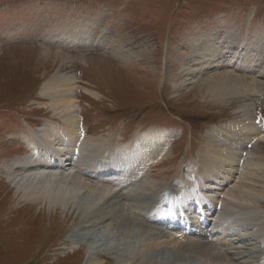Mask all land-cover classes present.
Returning <instances> with one entry per match:
<instances>
[{"label":"rangeland","instance_id":"1","mask_svg":"<svg viewBox=\"0 0 264 264\" xmlns=\"http://www.w3.org/2000/svg\"><path fill=\"white\" fill-rule=\"evenodd\" d=\"M84 24L95 25L97 35L107 34L112 50L120 51L114 55L55 43L64 30ZM214 33L218 42L230 37L242 45L255 41V36L264 33V0H0V264H85L90 245L69 251L63 249L70 246L67 240L78 247L77 241L99 238L97 234L108 225L98 217L94 225L91 221L81 223L80 216L72 212L56 215L57 209L45 202L36 204L16 186L29 176L16 162L30 152L32 129L43 126L42 133H35L44 140L45 124L53 123L58 129L64 125L40 94L44 82L58 72L76 77L79 121L88 133L84 138L99 140L101 159L108 148L122 147L150 130L169 134L168 157L157 166H147L143 177L132 178L133 184L120 182L108 172L104 178L76 175L113 188L97 207L104 212L123 211L154 231H167L170 236L159 244L176 249L180 237L185 238L184 229L180 233L173 224L158 223L163 207L170 208V220L194 223L191 238L183 241L212 245L232 258V264H264V195H256L250 203L225 195L238 190L235 180L241 173L235 172L236 168L237 178L221 187L224 193L204 194L222 200L218 210L208 207L213 212L210 225L201 223L197 201L184 194V183L189 185L196 178L198 153L211 142H225L217 135L212 140L210 133H219V127L229 122H264V95L222 103L207 94L206 82L229 71L209 68L197 73L198 66L191 63L188 68L195 72L183 69L193 47L205 45ZM241 75L248 84L254 78ZM243 102L250 105L248 115L240 109ZM248 154L253 161L255 156L263 157L264 141L254 150L248 147ZM234 164L226 166L231 169ZM66 168L68 171L60 169L59 173H79L69 163ZM261 175L264 171L251 178L260 180L258 187L264 189ZM114 179L120 184H113ZM214 182L209 184L215 186ZM172 193L175 196L171 197ZM229 213L238 214V219L237 215L228 218ZM100 259L116 264L112 256L102 254Z\"/></svg>","mask_w":264,"mask_h":264},{"label":"bare ground","instance_id":"2","mask_svg":"<svg viewBox=\"0 0 264 264\" xmlns=\"http://www.w3.org/2000/svg\"><path fill=\"white\" fill-rule=\"evenodd\" d=\"M64 31L55 39V43L59 47L98 49L114 55L120 51L112 50L113 44H109L111 40L107 34L106 36L97 35L99 30L95 25H76L72 29ZM255 38V41H248L242 45V42L234 37L218 42L214 33V37L206 38L205 45L193 47L192 55L188 60L183 61V69L195 72L194 69L189 70L190 68H188L191 64H195L198 66L197 73H202L209 68L229 71L225 75L213 76L206 82L208 84L207 94L222 103L233 99H244L249 95H264V83H261L260 80L264 79V33L255 36ZM188 63L191 64L188 65ZM238 72L250 74L254 78H251L252 81L248 84L244 78L245 75L242 77ZM76 81L75 76L58 72L44 82L40 94L49 100V107L55 115L59 116L64 125L58 129L53 123L45 124L44 140L38 139L37 136V133H42V131L39 133V130L43 126L38 130L32 129L31 138L28 141L31 153H27V156L24 154L26 157L16 162L17 168L29 175L22 181H18L16 186L18 189H22L26 197L36 204L45 202L49 208L57 209L54 212L56 215L66 216L70 212L75 213L77 217L80 216V220L82 219L81 223L91 221L92 224L97 225L95 223L97 217L102 218L103 222L107 223L108 221L104 231L100 230L102 232L97 234L99 238L93 236L82 240L77 239L79 240L77 241L78 247L75 246V242H72L73 240L68 239L70 246L63 249L72 251L80 248L82 244H89V248L92 250L90 249L85 256V264H106L100 259L102 254L114 257L116 264H232V258L225 253L218 252L212 245L203 244L198 242L199 240L183 241L191 238L188 235H184L183 239L179 236L181 243L178 248H163L159 242L163 238H167V234L169 235L167 231L165 233L154 231L155 229L153 230L150 225L142 223L131 215L124 214L123 211L114 213L109 209L104 212L102 207H97L101 200L112 193L113 188L90 183L79 176L91 177L101 170L105 172L116 170L110 172L113 178L120 182L128 180L133 184L136 181L132 178L140 175L143 177L147 166H157L168 157L169 152L165 147H167L169 134L160 133L154 129L150 130L122 147L108 148V154L104 159H101L102 151L97 146L99 140L84 138L88 133L84 126L83 129L81 128L79 121L78 104L75 98ZM246 103L243 102L240 109L245 115H248L250 114V105ZM218 132L210 133L209 137L214 140V136L217 135L222 137L225 142L220 144L211 142L210 147L206 149L207 154L206 150L198 153V167L194 171L196 178L189 185V182L184 183L185 196L197 200L200 204L218 208V203L222 200L215 198L214 194L205 198L204 194L215 191L224 193L222 191L224 188L221 187L225 181L231 182L233 177L237 178L236 170L241 173L240 177L235 180L238 190H230L225 195L244 203L252 202L256 195H264V189L258 187L261 181L251 178L253 175L256 176L259 171H264V156L257 154L256 161H253L248 154V147L254 150L256 144L264 141V122L253 123L249 120L229 122L221 125ZM48 141L54 143L55 146L49 145ZM83 143L86 144V149ZM250 143L252 146H249ZM244 144H247L246 147L243 146ZM87 151L90 152L88 155ZM243 155L249 156L244 157ZM235 161H237L236 164L233 163ZM67 162L79 169V173L72 174L69 170L70 173L60 174V169L68 171ZM228 163L234 164L235 167L229 169L226 166ZM50 170L53 172L50 173ZM105 176L108 174L101 178ZM210 177H214V179H210ZM211 180L216 182L215 186L209 184ZM248 180L253 182L246 183ZM23 181L26 182L23 183ZM112 183L114 184V182ZM262 183L264 185V182ZM198 191L200 192L197 193ZM178 192L180 194V190ZM170 195L173 197L175 193ZM258 202L262 203L263 201L258 199ZM163 211L167 213L164 207ZM228 215V218L237 215L238 219V214L229 213ZM116 222L118 225H115ZM262 227L264 229V226Z\"/></svg>","mask_w":264,"mask_h":264}]
</instances>
